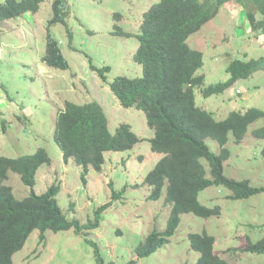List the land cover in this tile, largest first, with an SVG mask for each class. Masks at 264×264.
Segmentation results:
<instances>
[{"label": "rangeland", "instance_id": "rangeland-1", "mask_svg": "<svg viewBox=\"0 0 264 264\" xmlns=\"http://www.w3.org/2000/svg\"><path fill=\"white\" fill-rule=\"evenodd\" d=\"M62 1L66 3L60 5L61 19L57 21L50 22L55 16L53 1L44 0L38 11L1 23L0 156L31 155L44 148L51 162L38 168L33 189L42 194L59 184L58 205L68 220L80 223L82 232L75 227L47 231L41 242L40 232L35 230L14 254V264H198L200 254L192 248L189 235L204 232L214 236L215 254L230 264H264V253L243 249L247 240L264 239V191L234 199L229 188L217 184L201 191L199 202L219 206L220 215L204 218L181 213L174 234L164 245L151 255H137V247L150 232L166 230L172 205L164 195L152 199V187L144 182L163 157L151 150L154 129L143 110L120 103L111 82L119 75H142V67L134 59L137 34L143 13L159 0ZM256 17L264 21L261 11L257 10ZM48 36L58 42L67 67L43 62ZM189 43L204 54L199 72L205 74V82L195 89L199 107L217 120H223L231 110H264V31L251 27L242 1L226 2L191 35ZM235 58L259 59L262 67L224 92L202 93L205 86L230 77L227 67ZM66 101L99 102L112 132L127 123L140 141L130 149L105 152L101 170L89 165L84 175L83 167L73 158L64 160L54 138L57 113ZM263 126L264 115L249 125L242 141L229 135L226 177L264 187V137L254 134ZM207 143L219 152L216 141L208 139ZM202 162L209 169L208 162ZM207 176L211 178L209 170ZM4 184L20 199L32 192L18 173L9 172ZM104 204L108 206L99 210Z\"/></svg>", "mask_w": 264, "mask_h": 264}, {"label": "trees", "instance_id": "trees-1", "mask_svg": "<svg viewBox=\"0 0 264 264\" xmlns=\"http://www.w3.org/2000/svg\"><path fill=\"white\" fill-rule=\"evenodd\" d=\"M44 0H4L0 2L1 23L21 16L27 11H38ZM55 16L50 22L61 19L59 8L62 0H52ZM231 0H159L142 16L139 46L134 59L143 70L141 76H117L111 82V90L125 107H137L146 114L148 125L154 129L150 139L152 151L163 154L144 182L152 187V199L164 195L172 210L167 228L154 229L137 247L139 257L148 256L164 245L174 234L181 213H193L208 218L221 214L219 206L207 207L199 202V193L211 185H225L232 191L231 198L240 199L264 191V187L252 186L249 180H236L224 175V161L230 156L226 147L232 133L235 141L244 139L249 125L264 115V110L250 107L246 111L233 110L223 120H217L211 112L196 103L195 89L205 82V74L199 70L204 64V54L189 43V38L204 24L213 19L223 5ZM254 30L264 31V21L256 17L257 10L264 14V0H240ZM256 8L253 9L251 6ZM47 66L67 67L58 42L48 36L45 56ZM262 67L259 59H233L227 71L230 77L223 82L202 88L208 96L224 92L236 80L250 76ZM264 137V126L254 130ZM65 161L73 158L82 166L84 175L88 166L101 170L107 151H123L132 148L140 138L127 123H121L115 132L109 127V119L101 104L91 101L83 104L66 101L56 117L55 136ZM219 145V152L209 147L207 140ZM205 159L209 169L202 162ZM51 162L48 152L40 147L36 153L19 157L0 156V264H14V254L26 244L31 233L39 230L41 242L46 232H58L75 227L82 232L80 223L68 220L58 204L59 184H53L42 194H37L38 168ZM210 171L211 178L207 176ZM18 173L32 192L17 198L11 186L4 184L8 173ZM104 204L99 210L105 209ZM98 210V211H99ZM192 248L200 254L198 264H230L214 252V236L190 233ZM244 250L264 253V239L248 243Z\"/></svg>", "mask_w": 264, "mask_h": 264}, {"label": "clouds", "instance_id": "clouds-1", "mask_svg": "<svg viewBox=\"0 0 264 264\" xmlns=\"http://www.w3.org/2000/svg\"><path fill=\"white\" fill-rule=\"evenodd\" d=\"M237 90H238V89H237ZM202 93H203V92H202ZM238 93H242V91H241V92H238ZM195 98H196V95H195ZM238 110H239V109H238ZM231 111H232V110H231ZM231 111H230V112H231ZM230 112H228V114H229ZM227 116H228V115H227ZM227 116H226V117H227ZM151 150H152V149H151ZM157 153H158V152H157ZM153 168H154V167H153ZM150 171H151V170H150ZM150 171H149V172H150ZM147 174H148V173H147ZM144 179H145V178H144ZM230 197H231V195H230ZM259 241H260V240H259ZM257 242H258V241H257ZM247 243H248V240H247ZM246 245H247V244H246ZM246 245L244 246V248L246 247ZM244 248H243V249H244Z\"/></svg>", "mask_w": 264, "mask_h": 264}, {"label": "built area", "instance_id": "built-area-1", "mask_svg": "<svg viewBox=\"0 0 264 264\" xmlns=\"http://www.w3.org/2000/svg\"><path fill=\"white\" fill-rule=\"evenodd\" d=\"M237 92H241V90H240V89H238V90H237Z\"/></svg>", "mask_w": 264, "mask_h": 264}, {"label": "crops", "instance_id": "crops-1", "mask_svg": "<svg viewBox=\"0 0 264 264\" xmlns=\"http://www.w3.org/2000/svg\"><path fill=\"white\" fill-rule=\"evenodd\" d=\"M235 104V103H234ZM238 105V104H237ZM238 107V106H237Z\"/></svg>", "mask_w": 264, "mask_h": 264}]
</instances>
